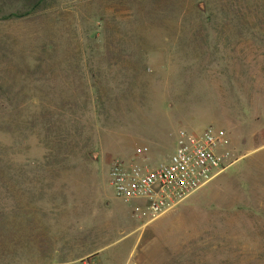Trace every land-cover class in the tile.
Here are the masks:
<instances>
[{
  "label": "rangeland",
  "instance_id": "rangeland-1",
  "mask_svg": "<svg viewBox=\"0 0 264 264\" xmlns=\"http://www.w3.org/2000/svg\"><path fill=\"white\" fill-rule=\"evenodd\" d=\"M209 126L237 164L149 223L113 197L111 161L156 167L178 129ZM263 129L264 0L0 17V264H264Z\"/></svg>",
  "mask_w": 264,
  "mask_h": 264
},
{
  "label": "built area",
  "instance_id": "built-area-1",
  "mask_svg": "<svg viewBox=\"0 0 264 264\" xmlns=\"http://www.w3.org/2000/svg\"><path fill=\"white\" fill-rule=\"evenodd\" d=\"M147 152V147H141L136 154L142 157ZM242 158L222 129L180 128L167 162L149 168L114 159L106 173V185L115 199L132 204L134 215L149 223L177 208Z\"/></svg>",
  "mask_w": 264,
  "mask_h": 264
},
{
  "label": "trees",
  "instance_id": "trees-1",
  "mask_svg": "<svg viewBox=\"0 0 264 264\" xmlns=\"http://www.w3.org/2000/svg\"><path fill=\"white\" fill-rule=\"evenodd\" d=\"M44 1L45 0H26L27 5L20 7L15 13H10L8 15H6L7 13L4 7L0 6V17L4 18L7 16H13L15 18H20L27 16L30 13L38 10Z\"/></svg>",
  "mask_w": 264,
  "mask_h": 264
},
{
  "label": "crops",
  "instance_id": "crops-1",
  "mask_svg": "<svg viewBox=\"0 0 264 264\" xmlns=\"http://www.w3.org/2000/svg\"><path fill=\"white\" fill-rule=\"evenodd\" d=\"M175 137H176V134H175Z\"/></svg>",
  "mask_w": 264,
  "mask_h": 264
}]
</instances>
